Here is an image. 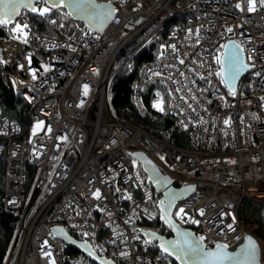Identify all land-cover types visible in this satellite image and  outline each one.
Instances as JSON below:
<instances>
[{
  "label": "built area",
  "instance_id": "built-area-1",
  "mask_svg": "<svg viewBox=\"0 0 264 264\" xmlns=\"http://www.w3.org/2000/svg\"><path fill=\"white\" fill-rule=\"evenodd\" d=\"M102 1L115 13L101 31L80 22L55 37L32 35L27 43L0 35V77L30 106L25 132L0 110L4 205L18 218L2 264H96L82 253L65 263L68 246L52 226L87 237L98 256L116 264H169L137 232L158 216L151 210L157 193L138 170L134 150L145 152L174 187L194 186L178 204L187 216L177 221L203 236L208 251L217 244L233 251L251 235L264 263L258 226L239 218L244 199L264 207V6L257 0L249 12L248 0ZM173 17L181 21L167 26ZM16 23H27L26 15ZM228 40L239 44L250 66L235 95L216 75V57ZM150 41L158 42L157 53L141 66L133 101L145 113L147 89L161 85L188 147L111 113V79ZM162 99L161 92L153 96ZM28 163L34 168L29 181Z\"/></svg>",
  "mask_w": 264,
  "mask_h": 264
},
{
  "label": "trees",
  "instance_id": "trees-1",
  "mask_svg": "<svg viewBox=\"0 0 264 264\" xmlns=\"http://www.w3.org/2000/svg\"><path fill=\"white\" fill-rule=\"evenodd\" d=\"M37 8L45 5L36 4ZM27 17L28 28L25 30L27 34V42L31 41L32 35H42L46 37H55L63 33L69 25L80 23L73 20L64 8L55 9L48 13L46 16H40L37 13L22 11ZM55 21L56 23H53ZM180 18H171L167 22V26L179 23ZM12 25H0V35L12 34L21 36L19 32H13ZM158 48L157 41H150L148 44L136 52L128 62L123 65L113 76L110 82V110L114 117L123 122L135 124L150 133L159 136L164 141L179 144L184 147L189 146V139L187 133L179 130L175 126L174 116L169 107V97L167 92L161 85H152L147 89L144 95V102L146 105V112L141 113L133 101V87L134 82L138 77L141 66L153 59L156 56ZM40 53V52H39ZM34 58H38L39 54H34ZM162 93V107L163 111L153 107L155 103L153 96L155 93ZM0 110L1 113L7 116L10 120L18 123L22 132H25L28 125V114L30 111L29 104L20 95H17L11 85H5L0 77ZM5 167H6V152L0 153V264L8 255L12 244L15 239L17 216L13 211L7 209L4 205V183H5ZM141 175L145 178V174L141 170L140 165L137 166ZM34 168L28 163L27 165V178L31 180ZM160 196L156 195L155 203L152 205L151 210L158 216V200ZM179 207V206H177ZM178 209V208H177ZM177 209L173 216L177 220ZM239 218L247 225H257V235L264 239V207L250 199H244L239 207ZM144 229L156 231L157 233L170 236L169 231L160 224L158 217L153 223L142 224ZM75 238L87 241V237L74 235ZM80 252L73 248L67 247L66 259L68 260L79 255ZM169 264H175L170 262Z\"/></svg>",
  "mask_w": 264,
  "mask_h": 264
},
{
  "label": "snow or ice",
  "instance_id": "snow-or-ice-1",
  "mask_svg": "<svg viewBox=\"0 0 264 264\" xmlns=\"http://www.w3.org/2000/svg\"><path fill=\"white\" fill-rule=\"evenodd\" d=\"M37 3L45 6L37 8L35 6ZM259 4L264 6V0H259ZM256 5L257 0H248V11H256ZM65 6L73 8V10L80 14L82 18H87L89 20L96 18H110L112 12L115 11V9H111L109 5L108 9L102 12H97L96 9L101 8V6L97 5L95 0H0V25H8L12 23L13 18L19 14V10L22 7L43 17L55 9H60ZM236 7L240 8V4H237ZM53 23L56 22L53 21ZM27 28L28 24L26 23H16L12 28V31L19 32L21 36L25 37L24 43H27L26 37L28 33L25 31ZM228 30L231 31V29ZM16 38L19 39L21 37L17 36ZM216 62L222 65L221 70L217 72L216 75L220 77L222 83L226 84L229 89V94L235 95V80L239 73L243 71L247 65L244 64L239 52L234 53L232 51L225 53L223 60L221 57L217 56ZM180 63L183 64L184 61L181 60ZM87 94L88 85H84L83 95ZM157 95L159 96V93ZM153 107L163 111L162 101L157 100V102L153 104ZM228 123L229 121L225 120V124ZM42 125V121L38 122L33 128V134H35ZM161 159L164 158L161 157ZM93 195L96 198H99L100 191L97 189ZM175 199V195L170 197L168 201L169 209L172 207ZM164 203V201H160L161 205ZM202 214L203 210H201V215ZM176 215L182 217L187 216V213L183 208H180ZM161 218L164 219L163 216ZM192 223H199V221L192 220ZM170 227H174V225L170 224ZM227 228L234 231L233 225L231 223L227 225ZM85 235H87V233H85ZM245 239L247 240V244L242 246L239 253L227 252V244H217L215 250L208 251L202 243L204 240L203 236L199 237L197 240L192 238L191 234L187 232H181L177 240L171 242L162 241L160 247L162 253H166L167 255L176 254L178 258L181 259L182 264H189V262L193 259L197 260L199 264H258L256 242L251 236H247ZM145 243L148 244L150 241L145 240ZM45 255H50V253H45ZM89 255H92V253L90 252ZM121 255H127V253H121ZM52 264H55V262H52ZM102 264H110V262H102Z\"/></svg>",
  "mask_w": 264,
  "mask_h": 264
},
{
  "label": "water",
  "instance_id": "water-1",
  "mask_svg": "<svg viewBox=\"0 0 264 264\" xmlns=\"http://www.w3.org/2000/svg\"><path fill=\"white\" fill-rule=\"evenodd\" d=\"M95 3L97 5H100L101 8L96 9L97 12H102L106 9L110 8L115 9V6L108 1H102V0H95ZM36 6V5H35ZM37 7V6H36ZM66 12L70 15V17L75 20L79 21L81 23L86 24L89 26L91 29L101 31L103 30L107 24L110 22L111 18L113 17L114 12H112V15L110 18L107 19H102V18H96L93 20H89L87 18H82L80 14L75 12L73 8H70L68 6L63 7ZM29 11L28 9L25 8H20L19 14L13 18L12 23L8 25H12L15 21V19L21 14L22 11ZM232 51V52H239L241 59L243 60L244 64L247 65L246 68H244L243 71L239 73L235 80V87L238 85L240 79L243 77L244 73L249 69V65L245 63V58L243 55V51L239 44H237L233 40H228L222 51V56L221 59L223 60L225 57V53ZM222 67V65H221ZM226 68V66H225ZM132 157L138 162V164L141 167V170L145 174L147 180L150 182V184L153 186L155 192L159 194L160 198L158 200L157 208H158V219L161 225H163L170 233V236H164L156 231L144 229V228H137V232L145 238V240H149L150 242H153L156 244L157 248L162 252L161 250V242H171L174 240H177L179 238V235L181 232H187L190 233L192 238L197 239L196 234L190 229L185 226H182L173 216L176 207L178 204L185 200L187 197H189L193 193L194 186H183V187H174L172 185V182L170 178L166 175H164L158 167L155 165V163L147 156L145 152L142 150H134L132 151ZM175 195L176 199L172 205V207L169 209L168 208V201L171 196ZM160 201H164L165 203L163 205L160 204ZM164 217L162 219L161 217ZM171 225H174V227H170ZM50 231L52 232L53 236L63 240L68 247H73L77 249L80 253L86 255L88 258H90L92 261H94L96 264H102V262H110V264H116L114 263L111 259L105 258L98 256L97 253L94 251L92 245L87 242L83 241L80 239L75 238L71 234H69L63 227L61 226H52L50 228ZM154 234V235H153ZM251 236V235H248ZM252 239L256 242L255 238L251 236ZM247 244V240L245 239L242 244H240L235 250L230 251L227 250V252L232 253L236 252L239 253L241 251V248L243 245ZM257 245V254H258V264H264L261 263L260 260V248L258 243L256 242ZM92 253V255H89V253ZM166 256L170 258L172 262L175 264H182L181 259L178 258L176 254L173 255H167L166 253H163ZM189 264H199V262L195 259L189 262Z\"/></svg>",
  "mask_w": 264,
  "mask_h": 264
},
{
  "label": "rangeland",
  "instance_id": "rangeland-1",
  "mask_svg": "<svg viewBox=\"0 0 264 264\" xmlns=\"http://www.w3.org/2000/svg\"><path fill=\"white\" fill-rule=\"evenodd\" d=\"M178 208V209H177ZM176 209H177V212L179 211V207H176Z\"/></svg>",
  "mask_w": 264,
  "mask_h": 264
},
{
  "label": "bare ground",
  "instance_id": "bare-ground-1",
  "mask_svg": "<svg viewBox=\"0 0 264 264\" xmlns=\"http://www.w3.org/2000/svg\"><path fill=\"white\" fill-rule=\"evenodd\" d=\"M22 13V12H21Z\"/></svg>",
  "mask_w": 264,
  "mask_h": 264
}]
</instances>
